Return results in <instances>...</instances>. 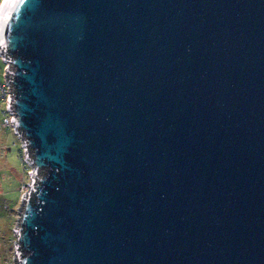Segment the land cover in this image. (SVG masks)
<instances>
[{"label": "water", "instance_id": "95a60500", "mask_svg": "<svg viewBox=\"0 0 264 264\" xmlns=\"http://www.w3.org/2000/svg\"><path fill=\"white\" fill-rule=\"evenodd\" d=\"M0 56L17 264H264V0H4Z\"/></svg>", "mask_w": 264, "mask_h": 264}, {"label": "rangeland", "instance_id": "374dc122", "mask_svg": "<svg viewBox=\"0 0 264 264\" xmlns=\"http://www.w3.org/2000/svg\"><path fill=\"white\" fill-rule=\"evenodd\" d=\"M3 1L0 0V4ZM2 69L0 61V80ZM17 142V138L0 123V264H17L15 230L22 207V186L28 181L17 153Z\"/></svg>", "mask_w": 264, "mask_h": 264}, {"label": "built area", "instance_id": "2783aa9c", "mask_svg": "<svg viewBox=\"0 0 264 264\" xmlns=\"http://www.w3.org/2000/svg\"><path fill=\"white\" fill-rule=\"evenodd\" d=\"M0 61L3 63V69H2V74H1L2 79L0 80V111L2 114L1 125H3V127L8 129L9 132H11L12 135L14 137H16L18 140V142H17L18 143L17 153L20 156L21 165L24 169L23 171H26L27 180H28L27 183H25V185L22 186V191L20 194L22 197L21 198L22 202H23L24 196L27 195V192H29V185L31 183L32 176L34 174H36V176H38L39 171H35L33 169L32 165L28 164V162L25 159V156L27 155V153H25V151H29V149L25 148V146H23L22 138L19 137L18 133H16L17 130H15L14 123L12 122L14 115H13L12 111L10 112V110L8 109V106L10 105L9 99L11 97V93H10L11 86H10L9 81L7 83L6 79H7V75L9 74V71L11 70V66L8 64V62L5 60V58L2 56H0ZM29 158H30V156H29ZM39 176H40V174H39ZM35 181H36V179H34V183H35Z\"/></svg>", "mask_w": 264, "mask_h": 264}, {"label": "trees", "instance_id": "16d2710c", "mask_svg": "<svg viewBox=\"0 0 264 264\" xmlns=\"http://www.w3.org/2000/svg\"><path fill=\"white\" fill-rule=\"evenodd\" d=\"M0 114H1V111H0ZM1 120H2V114H1ZM0 123H1V121H0ZM15 145V144H14ZM23 255H25L24 253H23Z\"/></svg>", "mask_w": 264, "mask_h": 264}, {"label": "bare ground", "instance_id": "6f19581e", "mask_svg": "<svg viewBox=\"0 0 264 264\" xmlns=\"http://www.w3.org/2000/svg\"><path fill=\"white\" fill-rule=\"evenodd\" d=\"M6 1V0H5ZM4 4V3H3Z\"/></svg>", "mask_w": 264, "mask_h": 264}]
</instances>
